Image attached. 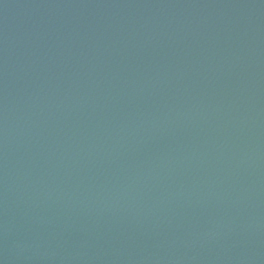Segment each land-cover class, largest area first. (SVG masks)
Masks as SVG:
<instances>
[{
	"label": "water",
	"instance_id": "95a60500",
	"mask_svg": "<svg viewBox=\"0 0 264 264\" xmlns=\"http://www.w3.org/2000/svg\"><path fill=\"white\" fill-rule=\"evenodd\" d=\"M0 264H264V0H0Z\"/></svg>",
	"mask_w": 264,
	"mask_h": 264
}]
</instances>
